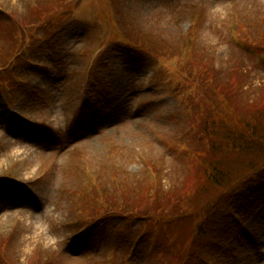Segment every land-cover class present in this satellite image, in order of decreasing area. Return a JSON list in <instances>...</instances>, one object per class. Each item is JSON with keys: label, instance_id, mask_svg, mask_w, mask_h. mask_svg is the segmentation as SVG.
Returning <instances> with one entry per match:
<instances>
[{"label": "rangeland", "instance_id": "rangeland-1", "mask_svg": "<svg viewBox=\"0 0 264 264\" xmlns=\"http://www.w3.org/2000/svg\"><path fill=\"white\" fill-rule=\"evenodd\" d=\"M47 1L0 0V19L22 23ZM28 30L0 95V264H153L150 243L129 253V234L148 236L154 221L183 243L217 195L202 182L211 150L200 133L212 132L199 119L214 104L216 136L225 103L193 82L196 69L235 72L241 108L264 95V0H68ZM230 170L228 184L250 173L237 161ZM251 179L254 199L222 211L202 240L206 264H264V172ZM103 187L131 212L104 205ZM90 188L96 208L85 215Z\"/></svg>", "mask_w": 264, "mask_h": 264}, {"label": "trees", "instance_id": "trees-1", "mask_svg": "<svg viewBox=\"0 0 264 264\" xmlns=\"http://www.w3.org/2000/svg\"><path fill=\"white\" fill-rule=\"evenodd\" d=\"M66 1L68 0L47 1L44 3L45 7L43 6V9L40 8L39 4L35 3L31 8L34 11L33 18L23 20L22 23H19V20L16 21V19L12 17L8 20L0 19V34L2 36L0 37V41L4 43L7 39L6 48L1 46L2 44L0 43V93L6 92L8 83H12V78L3 80L4 73L8 72V68L12 67L11 63L15 54H17L18 51L23 52L25 46L23 40L24 38L27 40L30 38V36L28 37L26 35L29 33L28 26L31 23H33V25H39L44 19H48L51 14L54 15L56 11L60 10ZM38 31L42 32L45 36L49 33L46 28H43V30L39 29ZM189 39L191 38L189 37ZM21 45L23 46L22 50L19 49ZM255 46L258 48L264 47L260 41L256 42ZM25 49L28 51L30 48L27 46ZM174 59V61L177 60V58ZM190 60L191 59L182 61L186 64H190L188 63ZM187 66L190 67L191 64ZM196 70L199 72V78L195 79L193 82L196 83L198 87L201 86L203 91H209V94L211 93L214 97L213 102L220 99V101L225 103V109H221L223 113L220 112L218 106H216V108H218L216 115L217 119L220 116H225V120H221L224 123L218 128L219 133H216V136L213 135L214 132L212 130V122L214 119L212 114L214 112L212 113L211 111H213L214 104L208 109V119L205 118L206 116L199 119L201 127L206 128L207 125L209 133L212 132V138L209 134L207 136L202 132L200 133L202 136L206 137L205 139L209 142L207 151L209 152L211 150L209 154H205L207 155L205 158L207 163L204 165L206 175H204L205 177L202 175V182L217 189V195L214 196L215 198H213L212 203L203 205L202 212L198 217L190 221L189 225H192L190 229L191 232L189 235H186L183 243H178L172 237L169 240L167 235L170 236L172 233H175V230H173L171 226L165 225V229L160 227L157 228L156 226L158 223L154 221L148 224V236L145 237L142 233V235L139 233L129 234L130 244L137 240L139 242L151 244L153 264H199L197 260L201 254V250L199 249L201 242L203 240L207 243H211L209 235L213 232V228L219 224L220 218L218 216L229 206L252 200L253 197L256 196L255 194L258 192L260 185L252 184L251 178L257 177L258 174L260 175L264 172V95L260 98L259 103L254 102L253 104H248L246 108H241L238 102L243 94L241 91L243 90L244 83H242L243 79H238L239 76L236 77L235 72L227 78L222 77L221 73H216V75L215 73H206L211 71L204 66ZM186 72L189 76H192L191 70L186 69ZM197 128H199L198 125ZM210 138L212 139L211 143ZM195 157L193 156L192 159ZM254 157L256 158L254 159ZM232 161H237V164L240 166L243 165L250 169L249 175L241 184H238L240 181L238 183L228 184V182L231 181L230 174L232 171L230 170V163ZM255 161L258 162V165L253 166L252 162ZM225 175L228 176L227 179L224 177ZM193 184L188 185L186 183V186L192 188ZM119 188L121 189L120 193L127 191V188ZM89 190V197L84 198V214L89 209L96 208L95 204L90 203L93 197L94 200L92 202H95L97 198L94 192L95 190L92 188ZM108 191L109 189H104V187L101 188L100 191L102 193L100 194L104 201V205L109 209L120 210L119 212L124 214L131 212H126L125 210L128 207L126 201L127 197L120 203L121 207L116 204L110 206L109 202H106L108 201ZM174 198L175 197L172 198L169 206L174 205ZM145 217L147 218L150 216L148 215ZM173 226L176 227V224H173Z\"/></svg>", "mask_w": 264, "mask_h": 264}]
</instances>
